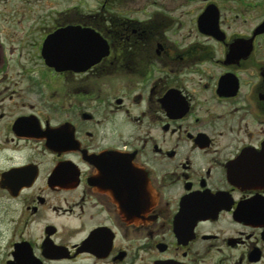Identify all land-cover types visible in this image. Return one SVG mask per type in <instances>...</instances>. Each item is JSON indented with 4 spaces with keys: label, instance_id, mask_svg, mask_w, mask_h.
I'll return each instance as SVG.
<instances>
[{
    "label": "flooded vegetation",
    "instance_id": "af4514ba",
    "mask_svg": "<svg viewBox=\"0 0 264 264\" xmlns=\"http://www.w3.org/2000/svg\"><path fill=\"white\" fill-rule=\"evenodd\" d=\"M0 264H264V0H0Z\"/></svg>",
    "mask_w": 264,
    "mask_h": 264
}]
</instances>
